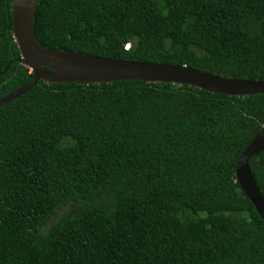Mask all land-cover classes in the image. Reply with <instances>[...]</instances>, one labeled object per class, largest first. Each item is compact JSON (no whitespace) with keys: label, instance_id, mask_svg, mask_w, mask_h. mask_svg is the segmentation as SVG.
Masks as SVG:
<instances>
[{"label":"trees","instance_id":"trees-1","mask_svg":"<svg viewBox=\"0 0 264 264\" xmlns=\"http://www.w3.org/2000/svg\"><path fill=\"white\" fill-rule=\"evenodd\" d=\"M33 29L59 50L264 79V0H39ZM18 58L0 0V97L32 78ZM263 125L264 93L39 79L0 107V264H264L235 177ZM248 164L264 197V150Z\"/></svg>","mask_w":264,"mask_h":264},{"label":"water","instance_id":"water-1","mask_svg":"<svg viewBox=\"0 0 264 264\" xmlns=\"http://www.w3.org/2000/svg\"><path fill=\"white\" fill-rule=\"evenodd\" d=\"M38 1L11 0V34L19 50L18 61L33 75L27 83L0 97V107L27 92L39 79L77 84L143 80L188 84L232 96L264 93V79L225 77L184 64L132 61L46 47L37 40L33 29ZM7 67L8 64L4 70ZM263 150L264 125L237 157L235 177L264 221V197L248 164L252 155Z\"/></svg>","mask_w":264,"mask_h":264},{"label":"clouds","instance_id":"clouds-1","mask_svg":"<svg viewBox=\"0 0 264 264\" xmlns=\"http://www.w3.org/2000/svg\"><path fill=\"white\" fill-rule=\"evenodd\" d=\"M127 45V44H126Z\"/></svg>","mask_w":264,"mask_h":264}]
</instances>
